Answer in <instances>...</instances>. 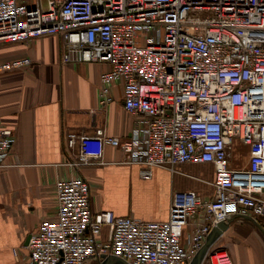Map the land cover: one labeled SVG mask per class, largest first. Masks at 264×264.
<instances>
[{
    "label": "built area",
    "instance_id": "built-area-1",
    "mask_svg": "<svg viewBox=\"0 0 264 264\" xmlns=\"http://www.w3.org/2000/svg\"><path fill=\"white\" fill-rule=\"evenodd\" d=\"M54 35L64 63H109L99 103L112 104L121 83L135 116L127 140L102 128L81 136L73 164L98 163L104 146L120 148L145 180L155 168L212 164L214 194L175 192L167 220L143 221L93 212L88 181L59 179L57 216L31 235L23 264H190L218 224L250 211L264 219V0H0V46ZM30 64L0 63V86L5 72ZM16 139L0 132V167ZM237 145L248 149L246 166H231ZM216 243L202 264H234Z\"/></svg>",
    "mask_w": 264,
    "mask_h": 264
},
{
    "label": "crops",
    "instance_id": "crops-1",
    "mask_svg": "<svg viewBox=\"0 0 264 264\" xmlns=\"http://www.w3.org/2000/svg\"><path fill=\"white\" fill-rule=\"evenodd\" d=\"M62 55L60 35L0 46V63L31 60L28 66L5 72L0 86V132L10 128L17 138L0 167V264H23L28 237L43 220L56 218L59 179L88 181L93 212L111 211L143 221L167 220L175 192L195 191L205 198L214 194L212 164H182L175 172L155 168L153 177L145 180L141 166L126 162V154L114 146H104L96 164H73L80 154L81 136L102 128L127 140L135 116L124 108L121 83L112 85V104L99 103L100 77L110 69L109 63H64ZM71 133L78 136L73 147L68 146ZM235 150L242 159L233 158L231 166H246L247 147L237 145ZM231 220L220 238L223 250L234 264H264V230L259 225L264 219L250 211ZM190 229L191 224L185 233ZM108 233L104 228L101 239L107 240Z\"/></svg>",
    "mask_w": 264,
    "mask_h": 264
},
{
    "label": "water",
    "instance_id": "water-1",
    "mask_svg": "<svg viewBox=\"0 0 264 264\" xmlns=\"http://www.w3.org/2000/svg\"><path fill=\"white\" fill-rule=\"evenodd\" d=\"M232 220H229L224 223L218 224L208 235L204 246L196 254L190 264H202L210 248L221 238V236L229 229L230 223ZM260 227L264 230V222L259 223ZM31 236L28 237L27 242L29 243ZM98 264H129L122 259H119L114 256H104Z\"/></svg>",
    "mask_w": 264,
    "mask_h": 264
},
{
    "label": "rangeland",
    "instance_id": "rangeland-1",
    "mask_svg": "<svg viewBox=\"0 0 264 264\" xmlns=\"http://www.w3.org/2000/svg\"><path fill=\"white\" fill-rule=\"evenodd\" d=\"M240 151L239 150H235L234 153H233V157L232 159L234 158L235 161L238 160H241L242 159V154L239 153ZM244 158V157H243ZM224 242H222L221 240L219 242L216 243V245L213 247L215 248V250H223V247H222V244ZM227 251V250H226ZM99 262H95V263H91V264H98Z\"/></svg>",
    "mask_w": 264,
    "mask_h": 264
}]
</instances>
